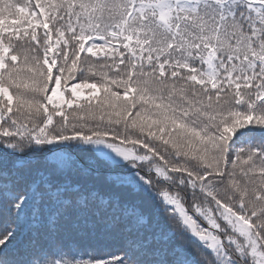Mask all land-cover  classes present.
Instances as JSON below:
<instances>
[{
    "label": "snow or ice",
    "instance_id": "6c2138e0",
    "mask_svg": "<svg viewBox=\"0 0 264 264\" xmlns=\"http://www.w3.org/2000/svg\"><path fill=\"white\" fill-rule=\"evenodd\" d=\"M0 264H264V0H0Z\"/></svg>",
    "mask_w": 264,
    "mask_h": 264
}]
</instances>
